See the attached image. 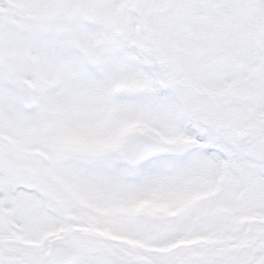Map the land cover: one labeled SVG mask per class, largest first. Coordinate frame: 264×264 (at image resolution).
Wrapping results in <instances>:
<instances>
[{"label": "rangeland", "instance_id": "374dc122", "mask_svg": "<svg viewBox=\"0 0 264 264\" xmlns=\"http://www.w3.org/2000/svg\"><path fill=\"white\" fill-rule=\"evenodd\" d=\"M0 8V264H49L46 245L73 212L100 226L84 220L65 237L77 264L133 263L135 237L187 247L147 264H264V0ZM87 10L96 25L76 17ZM155 12L166 52L150 59L142 21ZM142 132L172 147L130 168L122 148ZM143 198L149 212L122 216ZM200 235L208 246L187 241Z\"/></svg>", "mask_w": 264, "mask_h": 264}, {"label": "water", "instance_id": "95a60500", "mask_svg": "<svg viewBox=\"0 0 264 264\" xmlns=\"http://www.w3.org/2000/svg\"><path fill=\"white\" fill-rule=\"evenodd\" d=\"M85 18L95 21V17L91 14H86ZM145 31L149 43L156 51H161V30L155 20H146ZM3 60V54L0 46V61ZM22 98L26 105H29V97L21 90ZM169 144H163L152 141L147 137L140 135L130 138L124 148L123 158L129 165H134L145 157L157 153L167 151ZM49 256L51 264H71L75 253L64 244H54L49 248Z\"/></svg>", "mask_w": 264, "mask_h": 264}, {"label": "flooded vegetation", "instance_id": "af4514ba", "mask_svg": "<svg viewBox=\"0 0 264 264\" xmlns=\"http://www.w3.org/2000/svg\"><path fill=\"white\" fill-rule=\"evenodd\" d=\"M152 240H148L147 238L143 241L142 239H138V244L136 245L135 249H139L137 252H135V262H130L129 260H126L124 257L120 256H114V262L121 261L124 264H147L150 262H156L157 258L155 256V247L156 245L154 243H151ZM112 261H107L105 264H111L114 263ZM143 262V263H142Z\"/></svg>", "mask_w": 264, "mask_h": 264}]
</instances>
